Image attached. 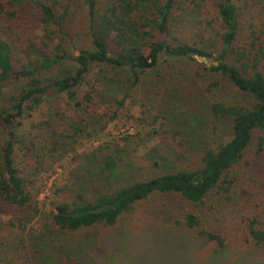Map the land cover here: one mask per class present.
Segmentation results:
<instances>
[{"label": "trees", "instance_id": "16d2710c", "mask_svg": "<svg viewBox=\"0 0 264 264\" xmlns=\"http://www.w3.org/2000/svg\"><path fill=\"white\" fill-rule=\"evenodd\" d=\"M192 5L195 33L175 43ZM53 90L62 104L41 117ZM134 92L151 130L80 152ZM262 134L264 0H0V238L22 264H77L81 251L51 253V236L118 230L154 195L179 197L177 226L217 255L227 237L206 218L227 209L241 212V241L264 251V186L240 170L254 143L262 151ZM153 138L177 156L140 155ZM66 157L82 164L76 188L56 190L45 213L41 193Z\"/></svg>", "mask_w": 264, "mask_h": 264}, {"label": "rangeland", "instance_id": "374dc122", "mask_svg": "<svg viewBox=\"0 0 264 264\" xmlns=\"http://www.w3.org/2000/svg\"><path fill=\"white\" fill-rule=\"evenodd\" d=\"M196 13L192 5L180 18V23L171 32L170 38L173 42L187 40L192 33H195L192 22L198 17ZM181 63L179 60V66ZM64 97L63 94L53 90L44 99L39 110L40 116H45L53 108V104L54 106L62 104ZM140 113V101L134 92V97L127 98L120 117L108 126V129L101 134V138L85 140L83 144L78 145V150L90 151L105 140L134 133L139 129L144 133L150 131L149 126L142 129L141 123L137 120ZM37 119L38 113L27 119V125L36 122ZM202 137L208 140L212 134ZM154 148H156L154 152H159L164 160H168L171 156L174 159L177 156L176 153L170 154V147L160 138L150 139L147 147L139 149V154L142 155ZM257 148L254 143L251 152L245 156L240 170L244 174L242 180L252 183L260 191L264 186V147L260 153H257ZM81 165L73 163L71 157H66L55 165V170L48 175L46 186L40 196L41 207L45 213L53 209L51 202L59 197L56 190L64 188L67 191L71 187L76 188L72 183L74 177L71 172ZM257 182L261 184L257 185ZM260 196L264 203V192ZM179 202L180 198L174 195H154L142 202L133 215L125 218L118 230L89 236L93 237L92 240H86L84 236L78 234L51 236L50 252L80 250L82 257L77 264H264V251L241 241V212L230 209L218 210L206 218L205 224L208 227L221 231L227 237L229 244L227 249L217 255L207 240L197 237L183 226H177L175 213ZM169 219L171 220L167 221ZM36 226L40 227L38 223ZM9 238L7 235H1L0 264H22L11 243L7 245L6 242L13 241L8 240ZM54 264H63V262L56 261Z\"/></svg>", "mask_w": 264, "mask_h": 264}, {"label": "water", "instance_id": "95a60500", "mask_svg": "<svg viewBox=\"0 0 264 264\" xmlns=\"http://www.w3.org/2000/svg\"><path fill=\"white\" fill-rule=\"evenodd\" d=\"M199 60H200V61H204V62H206L207 64H211V60L208 59V58H206V57H201V56H199Z\"/></svg>", "mask_w": 264, "mask_h": 264}]
</instances>
